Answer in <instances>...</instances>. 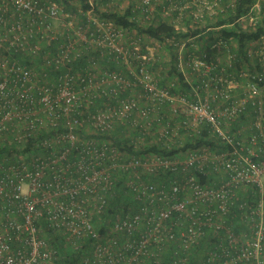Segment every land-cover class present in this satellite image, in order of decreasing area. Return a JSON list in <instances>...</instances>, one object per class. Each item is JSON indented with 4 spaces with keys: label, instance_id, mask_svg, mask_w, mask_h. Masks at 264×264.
Returning a JSON list of instances; mask_svg holds the SVG:
<instances>
[{
    "label": "built area",
    "instance_id": "2783aa9c",
    "mask_svg": "<svg viewBox=\"0 0 264 264\" xmlns=\"http://www.w3.org/2000/svg\"><path fill=\"white\" fill-rule=\"evenodd\" d=\"M67 1L0 0V264H55L45 226L78 264H264L262 0Z\"/></svg>",
    "mask_w": 264,
    "mask_h": 264
},
{
    "label": "trees",
    "instance_id": "16d2710c",
    "mask_svg": "<svg viewBox=\"0 0 264 264\" xmlns=\"http://www.w3.org/2000/svg\"><path fill=\"white\" fill-rule=\"evenodd\" d=\"M59 2H63L66 4V7H71V3L67 0H57ZM255 0H237L236 7H251ZM167 1L164 0L160 2L157 7H161L163 4H166ZM120 21L127 22L123 18L119 19ZM223 21V20H221ZM169 27L161 26L159 28H150L148 31L153 35H159L168 31ZM223 31H227L225 28H222ZM231 31V30H230ZM264 33V27H259L256 31L253 32H238L240 36L239 46L241 50L246 46L245 38L250 37L252 35L258 36L259 34ZM183 35L182 33L176 34V36ZM240 64V61H238ZM33 139V138H32ZM31 139V140H32ZM116 142L119 143V146L122 147V141L120 139H116ZM28 146H31L30 141H28ZM6 152V148L0 147V156ZM131 203L130 199L126 198L120 191L117 196L112 197L104 212H100L94 216V222L96 230L100 237L106 236L110 231V219L116 210H119L122 207H127ZM45 236L50 241V243L57 248L58 250V258L55 264H78L80 259L84 257L90 251L92 247V242L94 241V237L89 236L85 237L80 241L79 246L74 247V245L66 239V237L58 231L53 230L50 227H44ZM96 238V237H95Z\"/></svg>",
    "mask_w": 264,
    "mask_h": 264
},
{
    "label": "clouds",
    "instance_id": "9594fccd",
    "mask_svg": "<svg viewBox=\"0 0 264 264\" xmlns=\"http://www.w3.org/2000/svg\"><path fill=\"white\" fill-rule=\"evenodd\" d=\"M256 1V0H255ZM236 2H237V0H236ZM262 2H263V5H264V0H262ZM253 5V4H252ZM237 6V5H236Z\"/></svg>",
    "mask_w": 264,
    "mask_h": 264
}]
</instances>
